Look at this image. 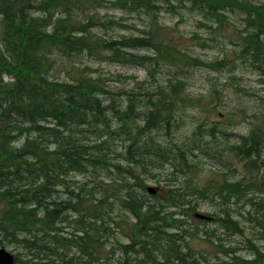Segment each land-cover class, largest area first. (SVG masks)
Segmentation results:
<instances>
[{"label": "trees", "instance_id": "1", "mask_svg": "<svg viewBox=\"0 0 264 264\" xmlns=\"http://www.w3.org/2000/svg\"><path fill=\"white\" fill-rule=\"evenodd\" d=\"M100 8L142 17L147 22L138 31L141 35L96 38L94 28H133L123 16L115 20L99 15ZM164 8L179 17V10L196 14L211 35L208 41L218 37L221 48L229 44L233 59L205 62L191 57L159 24ZM138 50L148 54L134 52ZM81 56L141 67L145 80L129 90L110 88L103 77L91 76L89 66L73 61ZM60 58L66 80L55 73ZM236 63L251 68L264 85V0H0V247L12 249L14 264H211L186 240L197 238L195 224L204 223L196 218L201 202L217 207L206 215L222 230L202 229L206 241L215 239L217 253L234 264H251L233 256L240 248L224 247L227 236L244 235L234 219L242 214L227 206L232 197L238 204L247 202V222L259 230L255 239L264 240V190L256 180L248 186L225 177L211 185L217 194L195 190L191 182L197 172L187 158L198 156L194 151H200L201 139L194 135L180 147L170 136L178 111L191 101L184 96L186 70L222 72ZM207 124L201 121L196 131ZM263 134L257 130L228 147L248 161L245 171L254 175L259 174L255 164L264 150ZM210 136L214 138V131ZM156 137L165 139L164 144ZM217 150L201 155H214L223 164L224 154ZM165 166L176 177L165 178L162 195H147L144 177L155 178ZM74 176L87 180L78 182ZM178 176L182 180L176 186ZM249 188L261 195L258 200L252 193L242 199ZM114 205L128 215L121 222L130 221L126 230L134 229L123 234L124 244L109 232L111 221L119 225L110 216ZM246 241V249L250 246L257 257L252 263L263 261L262 248ZM109 244L115 250L111 256Z\"/></svg>", "mask_w": 264, "mask_h": 264}, {"label": "rangeland", "instance_id": "2", "mask_svg": "<svg viewBox=\"0 0 264 264\" xmlns=\"http://www.w3.org/2000/svg\"><path fill=\"white\" fill-rule=\"evenodd\" d=\"M99 15H106L115 20L120 19L122 16L125 18V23L133 26L130 30L122 31L114 29V31L103 32L97 28L92 29L91 34L96 38L102 37L103 39L115 38L116 36H138L139 30L143 29L142 24L147 21L140 16H124L121 15L119 11L111 8H100L98 9ZM183 13L181 17L176 15L173 12L166 11L165 8L161 10L158 14V22L161 24L165 33L173 43L178 45L180 48L185 49L191 57H198L200 60L205 62H211L215 59L226 58L228 60L233 59L232 50L234 48L228 46L226 48L222 45L217 44L218 37L213 41H208V38L211 35H208V29L205 28L200 23L197 22L199 17L193 13H186L183 10H179ZM77 14V12H75ZM81 17L86 16V12L79 13ZM204 24H206L204 22ZM192 37H199L198 41ZM208 44V48H200L202 43ZM225 43H223L224 45ZM225 46V45H224ZM137 54L143 55L148 54L145 50L134 51ZM62 59H57V65L60 66L63 64ZM73 61L81 66H89L94 72L92 77H103L106 79L107 84L110 88H126L129 90L134 87L135 82H141L145 80V71L141 67H135L132 65H122L109 61H95L89 59L85 56L80 58H74ZM57 77L60 80H66L64 73V68L61 66L57 71H55ZM165 75V74H164ZM162 75L161 79L164 78ZM182 80L187 84L186 95L191 100L190 102L185 103L186 105L178 111V117L176 120L177 127L170 133V136L174 145L181 147L182 143L190 140L191 137H200L201 149L200 151H194V154L198 155L191 159L187 158L190 161V164L197 173L192 176V186L195 190L206 189L210 190L213 188L211 183L217 185L220 181L224 180V177L228 181L239 180L244 185L250 186L253 183L252 174L253 172H246L245 165L248 161L240 160L232 153H227L223 156V164L214 160V155H211L213 159L203 157L201 152L206 154H212L216 149L232 146V144L237 145V142L241 141V138H247L249 134H253L257 130L264 132V85L260 82V77L255 73L251 68L240 66L237 63L235 64L234 69H224L222 72H212L202 67H192L186 70L184 78ZM213 90H216L213 93ZM124 100V99H122ZM121 102V101H120ZM201 121H208V124L203 127L201 131H196L198 123ZM175 128V127H174ZM214 131V138L210 136V132ZM228 135L229 139L227 144L225 143L224 135ZM169 136V137H170ZM264 136V134H263ZM156 140L161 144H164L165 139L157 138ZM188 143V142H186ZM167 144V143H166ZM239 144V143H238ZM186 147V145H185ZM187 148H190L188 146ZM264 151V150H263ZM188 157V154H186ZM228 160L230 161V166H225ZM263 162H264V153H263ZM195 163L197 164L195 167ZM221 164V165H219ZM255 166H260V161L258 160ZM235 169L232 173H229V168ZM232 174V175H230ZM174 177L173 168L165 166L163 171H160L159 175L155 178L146 179L144 177V183L146 187H152L155 189V194L162 195L165 190V178ZM224 175V176H223ZM256 175V174H255ZM176 177V176H175ZM174 177V178H175ZM176 186L181 184V178L177 177ZM75 181L83 182L87 178L82 176H74L72 178ZM259 179V178H257ZM105 183H108L107 179L102 178ZM159 180V181H158ZM175 180V179H174ZM256 184H259V189L264 190V178H260ZM215 188V187H214ZM248 195L243 200H248V196L256 195L261 196L256 192V189L249 188ZM252 193V195H250ZM153 194V195H155ZM146 195V194H145ZM149 195V194H147ZM264 198V197H263ZM259 197H257V200ZM112 202V200H110ZM235 198H229L228 206L233 213L242 214L241 218L237 215L234 217L238 221L240 227L243 231V236L232 235L227 236V241L224 245L225 248L232 249L233 247L240 248V250L234 254V257L240 256L244 261L251 262L255 260L254 250L248 246L246 249L247 241L252 240V243L264 252V240L255 239L257 237L256 232L259 233L258 228L247 222L245 217V212L249 210L247 202L241 205L236 203ZM236 203V204H235ZM198 203L197 214H214L217 210V207L210 206V204H201ZM114 209L110 216L114 218L113 220L119 221L120 228H117L119 225H113L111 221L109 225V232L112 236H115L120 242L127 243L126 237L124 235H130L133 228H126L130 224V221L121 223L123 220H126L127 214L120 208L119 205H114ZM168 211H173V209H167ZM188 224H192L189 219L182 217ZM204 219V218H200ZM198 218V220H200ZM130 220V219H129ZM132 220V219H131ZM132 222V221H131ZM199 222V221H198ZM198 230H196L197 238H186L188 240V247L195 253L203 254L211 264L213 263H224L234 264V260L231 257L223 255L221 252H218V249L215 247V239H211V242L206 241L207 237L202 236V229L206 231L215 230V233H222L220 226L212 221L209 223H197ZM124 234V235H123ZM114 239L110 243H114ZM7 250L12 252V249L6 247ZM115 251L112 248V245L109 244L106 248V252L111 254L110 251ZM111 256V255H110ZM118 253H114L113 261L116 260ZM231 256V255H230ZM263 261L258 264H264ZM237 264V263H235Z\"/></svg>", "mask_w": 264, "mask_h": 264}, {"label": "flooded vegetation", "instance_id": "3", "mask_svg": "<svg viewBox=\"0 0 264 264\" xmlns=\"http://www.w3.org/2000/svg\"><path fill=\"white\" fill-rule=\"evenodd\" d=\"M224 137V141H225V143L227 144V141H228V139H229V136L228 135H224L223 136ZM263 139H264V136H263ZM238 143L239 142H237L236 144L238 145ZM261 143H264V140H262V142ZM237 145H234V144H232V146H237ZM216 153H219V154H224V155H226L227 153H230V150H229V148L226 146V145H224V147H222V148H219L217 151H216ZM263 153H264V151L263 150H261L260 151V154H261V156H260V159H259V161H260V166H259V174H257V175H254V174H252V180L254 179V180H256V181H258L260 178H264V177H259V175H261V173L263 174V171H264V162H263ZM232 154H234V153H232ZM235 156H236V154H234ZM237 157V156H236ZM210 159H212V158H210ZM231 165V163H230V161L228 160V162H227V164L226 165H224V167L225 166H230ZM231 170H232V172L233 171H235V169H233V168H230ZM231 172V173H232ZM230 175H232V174H230ZM264 175V174H263ZM257 178H259V179H257ZM228 181V180H227ZM239 180H230V181H228V182H230V183H237ZM211 185H214L213 183H211ZM211 190V192L212 193H219L215 188H211L210 189ZM210 216V215H209ZM204 223H209V222H212L213 221V218H212V216H211V219L210 220H206V219H204V220H202Z\"/></svg>", "mask_w": 264, "mask_h": 264}, {"label": "water", "instance_id": "4", "mask_svg": "<svg viewBox=\"0 0 264 264\" xmlns=\"http://www.w3.org/2000/svg\"><path fill=\"white\" fill-rule=\"evenodd\" d=\"M146 191L149 195L155 194V189L152 187H146ZM196 218H203L201 215L196 214ZM14 254L6 248L0 247V264H14Z\"/></svg>", "mask_w": 264, "mask_h": 264}]
</instances>
